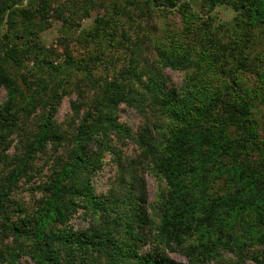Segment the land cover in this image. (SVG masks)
Here are the masks:
<instances>
[{"label": "trees", "instance_id": "1", "mask_svg": "<svg viewBox=\"0 0 264 264\" xmlns=\"http://www.w3.org/2000/svg\"><path fill=\"white\" fill-rule=\"evenodd\" d=\"M145 1L148 6L159 3L178 8L185 32L177 33V46L168 53H160L161 65L186 70L195 64L200 73L196 72L189 80L195 92L181 89L183 93L175 96L164 85L165 74L159 70L153 82V106L160 101V112L173 123L157 131L163 137L160 142L154 136H136L119 118L121 104H141L135 87L118 79L101 85L94 100L96 116L83 118L69 151L70 166L61 170L49 191L50 197L43 198L42 208L35 215L33 222L40 227L29 229V224H25L28 220L22 227L11 225L21 238L32 240L33 250L29 253L35 264H183L160 250H143L149 219L144 209L146 185L139 173L149 164L153 174L168 187L161 192L157 203L158 228L167 245L181 246L192 256L194 264H204L200 256L205 258L220 245L238 244L236 240L230 242L223 238V232L221 236L216 233L214 225L219 223L220 230L228 231V237L232 238L237 219L248 217L258 223L249 238L264 245V0ZM22 2L0 0V24L6 27L0 48L3 50L0 53V87L10 91L11 101L18 94L15 71L22 62L16 40H28V36L39 31L33 14L21 6ZM223 4L232 7L236 15L222 27L215 26L211 12ZM204 11L208 14L207 20L198 13ZM204 64L206 68L201 69ZM252 77L258 85L252 83L249 87ZM13 107L10 104V108ZM22 108V104L17 106L18 110ZM55 110L52 109L40 131L34 134L37 144L31 146L40 147L50 139L60 138L53 119ZM4 112L0 110V137L19 125L14 112L7 118L3 117ZM180 137H196L203 143V146L197 145L202 153L204 146L212 149L215 161L223 169L220 170L222 177H227L224 182L228 187L242 189L238 202L228 196L209 198L205 188L199 190V186L187 184L185 166L190 165L188 160L193 156L184 153L185 144ZM129 142L136 144L140 153L136 161H128L124 168L121 147ZM219 147L225 152L214 156ZM106 154L117 155L123 173L130 172L124 182L129 193V203H123L127 217L122 229L126 234L119 235L117 230L116 238L99 231L103 229L104 220L115 229L122 224L121 220L110 222L106 216L110 210L107 203L112 198L99 202L101 216L93 218L96 226L93 224L84 231L71 227V220L79 208L77 201L94 199L93 177L104 168ZM183 190L188 193L180 194ZM194 192L199 198L191 202L190 194L195 197ZM53 195L58 199L52 200ZM115 201L120 202L118 198ZM234 203L245 205L237 208ZM242 214L246 215L240 217ZM98 222L102 227L97 226ZM194 235L198 238H193ZM17 251L9 252L7 264H20L21 254Z\"/></svg>", "mask_w": 264, "mask_h": 264}, {"label": "rangeland", "instance_id": "2", "mask_svg": "<svg viewBox=\"0 0 264 264\" xmlns=\"http://www.w3.org/2000/svg\"><path fill=\"white\" fill-rule=\"evenodd\" d=\"M152 5L148 6L145 0H23L21 6L33 14L39 31L28 36V40H16L18 56L22 60L15 71L17 96L11 101L10 91L0 87V110L5 111L3 117L14 112L19 124L17 129L14 127L8 135L0 137V264H7L12 249L21 254L20 264H35L29 253L33 250L32 240L21 238L22 235L11 225L22 227L28 220L25 224H29V229L40 227L39 223L33 222L35 215L42 208L43 198L50 197L49 191L61 170L70 166L69 151L83 118L96 116L94 100L104 82L118 79L135 87L134 92H138L141 104H121L119 118L136 136H154L160 142L163 137L157 131L173 123L160 112V101L153 106V82L159 70L165 74L164 85L175 96L183 93L181 89L195 92L194 84L189 81L196 72L197 75L200 73L195 64L186 70H174L161 65L160 60V53H168L178 45L177 33L185 32L182 16L176 7ZM194 10L197 12L196 3ZM198 13L207 20V12ZM235 15L232 7L226 4L218 5L211 12L213 24L219 27ZM5 33L6 27L0 24V48ZM205 68V64L201 66V69ZM252 83L258 85L254 77L248 82L249 87ZM10 104L14 107L10 108ZM19 104L24 106L23 110L17 109ZM53 108L56 109L53 119L60 138L50 139L40 147L31 146L37 141L34 134L40 131ZM180 138L185 144L184 153L193 156L188 160L190 165L185 166L187 184L199 186V190L205 188L209 198L228 196L238 202L242 189L240 186L228 187L224 182L227 177H222L220 170L223 169L215 161L212 149L204 146L202 153L197 145L203 146V143L196 137ZM121 148V164L126 168L128 161L137 160L140 151L133 142ZM223 152V147H219L214 156L219 157ZM129 173H123L117 155L106 154L104 168L93 177L94 199L91 202L77 201L79 208L71 220L72 229L84 231L93 224L96 226L93 218L101 216L99 202L112 198L107 203L110 210L106 216L110 222L121 220L122 224L115 229L104 220L103 229L99 231L116 238L119 230V235L125 236L122 228L127 216L123 203H129V193L124 182ZM139 175L146 185L144 209L149 219L143 250L157 249L178 262L194 264L185 249L175 243L167 245L159 232L157 203L161 192L168 188L166 183H161L153 174L150 164ZM178 187L180 189L182 184ZM193 195L195 197L190 194L191 202L199 198L197 192ZM117 198L120 202L115 201ZM56 199L58 197L53 195L52 200ZM234 204L237 208L245 205ZM98 225L102 227L99 222ZM236 225L232 238L228 237V231L220 230L219 223L214 225L216 233L221 236L223 232V238L230 242L236 240L238 244H232V248L220 245L206 255V259L200 256L204 264H264V245L249 238L258 223L248 217L238 218Z\"/></svg>", "mask_w": 264, "mask_h": 264}]
</instances>
